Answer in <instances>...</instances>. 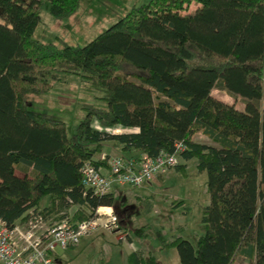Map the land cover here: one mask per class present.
Instances as JSON below:
<instances>
[{"label":"trees","instance_id":"trees-1","mask_svg":"<svg viewBox=\"0 0 264 264\" xmlns=\"http://www.w3.org/2000/svg\"><path fill=\"white\" fill-rule=\"evenodd\" d=\"M46 2L58 20L81 5L0 0V219L13 228L32 208L63 218L75 206L73 222L116 210L115 191L98 196L84 186L82 165L106 167L95 158L106 141L150 158L183 143L181 159L196 158L208 174L205 234L164 247H177L181 264H264V0H150L83 46L35 37ZM57 71L83 72L106 91L108 107L85 104L72 137L63 120L27 103L29 91L47 93L62 80ZM216 87L234 101L215 97ZM116 128L138 131L107 130ZM128 263L157 257L139 248Z\"/></svg>","mask_w":264,"mask_h":264},{"label":"rangeland","instance_id":"rangeland-1","mask_svg":"<svg viewBox=\"0 0 264 264\" xmlns=\"http://www.w3.org/2000/svg\"><path fill=\"white\" fill-rule=\"evenodd\" d=\"M150 0H81L77 13L70 18L58 20L50 13V4L46 2L41 11V23L35 37L42 42H64L73 45H86L100 33L115 24L134 6L148 3ZM190 5L186 12L195 10ZM62 80L54 84L47 93L29 91L27 103L35 111L49 113L63 120L67 132L72 137L80 121L86 116L85 104H95L107 108L106 91L98 80L87 77L83 72L63 73ZM212 94L227 102L234 99L227 90L214 88ZM237 102V101H236ZM240 108L243 105L238 102ZM94 126L98 120L94 119ZM112 133L125 132L122 128L110 129ZM193 139L200 143L214 144L207 136L196 133ZM104 152L128 158L133 151H124L114 142L103 144ZM187 168L169 170L163 177L153 179L140 186L116 185L117 203L115 214L119 219V228L99 229L83 236L79 243L67 249L58 248L56 264H129L128 255L139 248L157 257V264H181L178 249L175 246L164 247V243L183 237L194 244L200 235L205 234L202 218L204 208L210 202L207 188L208 174L197 169V159L189 161L179 159ZM49 197L41 201L44 207ZM77 207L71 208L66 216L73 219ZM62 214L52 217L56 220ZM65 216V217H66ZM48 218H51L48 215ZM64 218V217H63ZM0 264H3L0 261ZM234 264H250L245 257H239Z\"/></svg>","mask_w":264,"mask_h":264},{"label":"built area","instance_id":"built-area-1","mask_svg":"<svg viewBox=\"0 0 264 264\" xmlns=\"http://www.w3.org/2000/svg\"><path fill=\"white\" fill-rule=\"evenodd\" d=\"M185 148L183 143H178L174 152L163 150L155 158L145 156L141 160L104 156L106 167L85 162L81 167L83 184L95 195L102 196L110 193L116 184L140 186L149 183L178 165ZM117 228L119 219L108 207H100L95 217L78 222H73L71 216L60 220L48 218L46 213L32 208L26 219L13 228L0 219V261L3 264H56L58 248L76 245L83 236L99 229Z\"/></svg>","mask_w":264,"mask_h":264},{"label":"crops","instance_id":"crops-1","mask_svg":"<svg viewBox=\"0 0 264 264\" xmlns=\"http://www.w3.org/2000/svg\"><path fill=\"white\" fill-rule=\"evenodd\" d=\"M99 125V124H98ZM96 127V126H95ZM96 128H99V129H101V127L100 126H97ZM122 129H124V128H122ZM108 131H110V129H107ZM125 130V132H131V131H138V129H124ZM106 142H108V141H106ZM105 142V143H106ZM111 142H114V141H111ZM114 145H118L117 143H115L114 142ZM119 146V145H118ZM121 147V146H120ZM104 156H107V157H112V156H117V155H112V154H109V153H107V152H104V150H103V147H102V152L101 153H98L96 156H95V158L96 159H101L102 160V158L104 157ZM139 157H142V158H144L145 157V155L142 153V152H133L132 153V155L130 156V157H128L127 159H138ZM166 174V173H165ZM164 175V174H163ZM163 175H161V176H159V177H157V178H155V179H159V178H161V177H163ZM116 185H120V184H116ZM116 185H114V187H113V190L112 191H115L116 193L118 192V189L115 187ZM73 208V207H72ZM108 208H111V209H113L114 210V208L113 207H108ZM53 215H55V214H53ZM53 215H50L51 216V218H53L54 216ZM53 216V217H52ZM74 216V215H73ZM55 219V218H54ZM24 220H20V221H18V223L17 224H21L22 222H23ZM119 224H120V222H119ZM134 251V250H133ZM59 256H58V253H56L55 254V260L56 261H58V258Z\"/></svg>","mask_w":264,"mask_h":264}]
</instances>
